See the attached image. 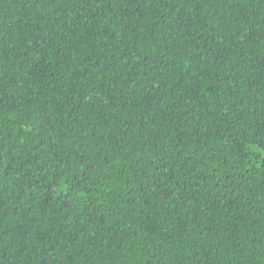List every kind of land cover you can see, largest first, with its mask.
<instances>
[{"label":"trees","instance_id":"1","mask_svg":"<svg viewBox=\"0 0 264 264\" xmlns=\"http://www.w3.org/2000/svg\"><path fill=\"white\" fill-rule=\"evenodd\" d=\"M0 264H264V0H0Z\"/></svg>","mask_w":264,"mask_h":264}]
</instances>
